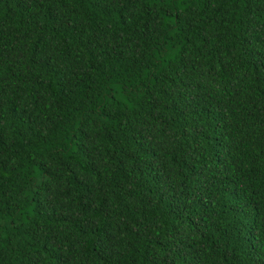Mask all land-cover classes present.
Returning a JSON list of instances; mask_svg holds the SVG:
<instances>
[{"label":"trees","instance_id":"obj_1","mask_svg":"<svg viewBox=\"0 0 264 264\" xmlns=\"http://www.w3.org/2000/svg\"><path fill=\"white\" fill-rule=\"evenodd\" d=\"M0 264H264V0H0Z\"/></svg>","mask_w":264,"mask_h":264}]
</instances>
